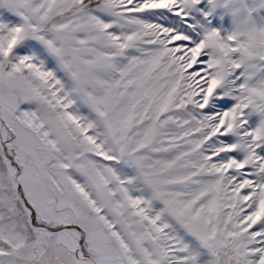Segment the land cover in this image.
Instances as JSON below:
<instances>
[{
  "label": "snow or ice",
  "instance_id": "1",
  "mask_svg": "<svg viewBox=\"0 0 264 264\" xmlns=\"http://www.w3.org/2000/svg\"><path fill=\"white\" fill-rule=\"evenodd\" d=\"M0 264H264V0H0Z\"/></svg>",
  "mask_w": 264,
  "mask_h": 264
}]
</instances>
